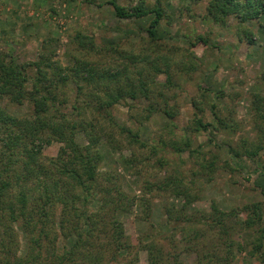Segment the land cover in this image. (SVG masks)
<instances>
[{
	"label": "trees",
	"instance_id": "16d2710c",
	"mask_svg": "<svg viewBox=\"0 0 264 264\" xmlns=\"http://www.w3.org/2000/svg\"><path fill=\"white\" fill-rule=\"evenodd\" d=\"M169 1H105L118 18H147L141 29L146 35H138L136 49L128 46L127 35L124 41L103 44L80 28L68 36L73 49L65 53L66 64L54 58L52 36L42 38L36 58L24 62L14 57L12 47L0 48V100L28 101L32 110L17 116L0 104V264H137L140 250L146 252L147 264H234L235 252L247 246V256L264 264V182L259 184L262 199L239 207L222 209L214 200L207 210L191 207L198 198L196 177L210 179L216 166L217 154L208 156L203 146L214 145L218 134L236 135L239 122L234 107L208 104L204 89L200 100L191 97V118L182 126L183 134L173 137L179 113L173 90L180 85L172 64L179 47L163 42L159 31L162 22L171 24L173 14H186L193 4L204 2V17L220 26L235 20L236 32L252 44V32L243 24L264 14V0H178L171 11ZM195 38L187 40L191 49L209 40L199 34ZM161 73L163 80L157 77ZM127 99L129 112L135 106L141 110L140 117L129 113V120L139 124L162 113L172 136L148 143L137 129L119 121L114 106ZM207 106L211 120L204 115ZM249 109L255 138L240 136L234 144L222 140L220 147L236 159L254 161L264 150V97L257 91ZM79 132L86 143L76 140ZM199 133L206 135L205 143L193 141L192 135ZM51 141L61 143L58 153L44 156L42 147ZM123 146L130 152L120 158L141 179L138 194L123 188L113 171L99 169L104 148ZM133 146L146 149L145 154H135ZM184 151L195 157L190 177L172 173L148 179L149 165L161 167L169 162L167 153ZM260 167L259 175H264V164ZM161 194L178 202L162 204L163 218L157 221L152 202ZM136 207L147 230L135 239L126 233L121 216ZM237 230L242 242L235 238ZM20 238L23 248L18 252ZM182 253L194 254V260L184 262Z\"/></svg>",
	"mask_w": 264,
	"mask_h": 264
},
{
	"label": "rangeland",
	"instance_id": "374dc122",
	"mask_svg": "<svg viewBox=\"0 0 264 264\" xmlns=\"http://www.w3.org/2000/svg\"><path fill=\"white\" fill-rule=\"evenodd\" d=\"M105 1L107 0H0V48L12 47L14 57L24 62L36 58L42 38L52 36L55 38L54 58L66 64L65 53L73 49V45L67 42L68 36L74 28H80L81 31L92 34L98 43L103 44L117 40L124 41L123 38L127 35L128 46L136 49L139 43L138 35L140 33L146 35L141 29L146 27L147 18H118L112 13L110 4ZM117 1L124 5H134L140 0ZM98 3L102 5L99 6ZM178 3V0H170L167 5L168 10L176 9ZM203 3L193 4L186 14L181 15L178 12L173 14L171 24L166 25L162 22L159 24V31L164 36L163 42L179 47L178 53L174 56L177 62L172 64L176 85H180L173 90L179 104V113L173 119V137L178 138L183 134L182 126L191 118V97L200 100V93L204 89L207 90L208 104L215 102L222 109L228 106L234 107L239 129L236 135L231 137L218 134L214 145L207 143L203 146L208 156L217 154L216 166L210 172V179L207 175L196 177L193 191L198 194V198L191 205L199 210H207L210 202L214 200L222 209H229L252 200L262 199L259 184L264 182V175H259L260 170L257 169L264 164V150L259 159L254 161L245 156L239 160L228 154L227 148L220 147V142L229 139L234 144L240 136L255 138L252 129L253 117L249 108L253 92L257 91L264 97V14L258 19L244 22L243 25L251 30L253 39L252 44H247L244 35L236 32L233 26L235 20L229 19L226 25L220 26L204 17ZM189 13L193 15L189 17ZM198 34L208 37L207 45L197 42L195 47L189 48L187 40L196 42L195 37ZM186 47L188 50H185ZM153 55L151 53V56ZM191 67L196 68L191 69ZM31 73L32 71L29 72V76ZM157 77L163 80L164 74H158ZM28 84L30 85V82ZM127 103H130L129 99L116 104L113 113L119 121L137 129L145 141L156 143L159 136L163 139L172 136L166 128L169 119L162 113L154 112L147 120L138 124L129 120V113L140 117V108L132 107L129 112ZM0 104L5 110L17 116H27L32 111L28 101L14 104L4 98L0 100ZM204 104L206 105V102ZM62 109L65 110L67 107L62 106ZM204 115L208 120L212 119L208 106L204 110ZM192 137L195 143L206 141V135L203 133ZM76 140L82 144L86 143V138L81 132L77 133ZM60 145L61 143L57 141L44 144L43 155L55 157ZM132 150L139 156L146 152V149L138 146H133ZM129 152L124 146L116 151L104 148L102 152L104 158L99 164V169L105 171L108 168L113 171L123 188L130 193L138 194L141 179L133 174L120 158V155ZM155 158L153 157L152 161H155ZM166 158L169 162L161 167L149 165L146 168L149 175H145L149 176V180L172 173H181L190 177L191 171L196 169V164L193 162L195 157L189 158L185 151L180 155L167 153ZM177 200L166 194L155 196L152 202V219L161 220L163 218L159 212L161 205L178 202ZM140 217L137 207L121 216L126 233L135 239L147 230V224ZM241 235L242 232L237 230L235 238L242 242ZM19 241L18 252H21L23 241L21 238ZM249 249L250 247L247 246L236 251L232 263L259 264L255 256H247ZM180 257L184 262L191 263L195 256L182 253ZM137 264H147L144 250L139 251Z\"/></svg>",
	"mask_w": 264,
	"mask_h": 264
}]
</instances>
